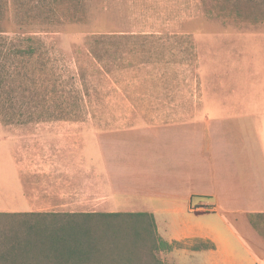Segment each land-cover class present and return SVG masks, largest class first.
<instances>
[{
  "label": "crops",
  "instance_id": "obj_1",
  "mask_svg": "<svg viewBox=\"0 0 264 264\" xmlns=\"http://www.w3.org/2000/svg\"><path fill=\"white\" fill-rule=\"evenodd\" d=\"M252 47H240L223 94L182 120L3 128L0 213H147L179 245L161 253L167 264H264V47Z\"/></svg>",
  "mask_w": 264,
  "mask_h": 264
},
{
  "label": "rangeland",
  "instance_id": "obj_2",
  "mask_svg": "<svg viewBox=\"0 0 264 264\" xmlns=\"http://www.w3.org/2000/svg\"><path fill=\"white\" fill-rule=\"evenodd\" d=\"M263 33L264 0H0L9 108L0 113V161L12 150L3 128L46 135L55 121L100 120L111 131L112 120L125 129L204 110L208 95L223 94L240 47L263 48ZM14 231L24 234L0 216V250Z\"/></svg>",
  "mask_w": 264,
  "mask_h": 264
},
{
  "label": "trees",
  "instance_id": "obj_3",
  "mask_svg": "<svg viewBox=\"0 0 264 264\" xmlns=\"http://www.w3.org/2000/svg\"><path fill=\"white\" fill-rule=\"evenodd\" d=\"M31 56L33 49L27 51ZM0 113L9 108L2 100ZM44 103L35 108H45ZM46 110V109H42ZM59 110H66L61 108ZM20 225L0 250V264H141L145 257L171 252L157 235L154 217L147 213H13L1 214Z\"/></svg>",
  "mask_w": 264,
  "mask_h": 264
}]
</instances>
